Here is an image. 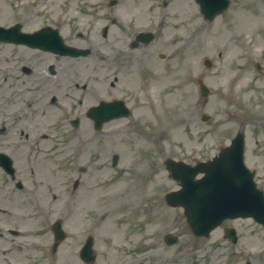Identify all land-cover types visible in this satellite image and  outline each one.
I'll list each match as a JSON object with an SVG mask.
<instances>
[{
    "label": "rangeland",
    "instance_id": "obj_1",
    "mask_svg": "<svg viewBox=\"0 0 264 264\" xmlns=\"http://www.w3.org/2000/svg\"><path fill=\"white\" fill-rule=\"evenodd\" d=\"M92 1L93 6L86 0H0V25L21 22L26 31L49 25L60 29L67 43L89 49L86 56L73 58L0 43V126L7 128L6 135L0 134V150L12 153L20 144L15 156L26 183L25 190L9 199L5 194L10 184L0 170V226L21 232L2 231L0 264H87L79 251L88 236L96 254L89 264H264V226L252 219L226 220L209 238H197L183 209L168 206L164 199L179 188L166 158L190 164L207 160L239 130L246 136L245 159L264 189V0H231L213 21L204 18L195 0H143L127 9L122 5L126 0L113 6L109 0ZM96 9L102 15L89 17ZM120 11L124 20L116 22ZM141 31H152L154 40L131 48L129 38ZM242 35L249 51L234 45ZM207 57L212 68L203 65ZM169 69L174 79L187 80L183 90L188 89V101L167 86ZM238 72L242 76L236 84L232 76ZM197 76L211 89L207 98L199 94ZM115 78L119 83L112 87ZM152 78L163 83L152 88ZM146 82L149 95L143 91ZM235 85L247 105H230L228 94ZM94 87L99 91H92ZM168 93L178 96L174 102ZM120 96L131 114L95 130L86 109L102 98ZM202 114L210 120L202 121ZM75 117L80 124L70 130L69 120ZM245 117L257 121L245 123ZM169 124L180 131L175 140L168 138ZM42 134L46 137L41 139ZM76 150L85 165L77 172ZM115 154L119 161L113 166ZM100 166L105 174L96 176ZM152 169L157 172L145 176ZM71 172L76 175L68 185L65 178ZM108 179L121 181L122 197L133 183L143 186L147 215L138 217L137 207L121 210L118 194L109 195L111 185L98 184ZM76 180L86 184L85 198L70 216L63 196L68 197ZM93 186L96 193L88 192ZM56 193L62 201L53 203ZM57 218L64 220L67 233L52 252L51 224ZM228 226L238 230L235 245L224 238ZM168 233L177 234L179 241L167 245Z\"/></svg>",
    "mask_w": 264,
    "mask_h": 264
},
{
    "label": "water",
    "instance_id": "obj_2",
    "mask_svg": "<svg viewBox=\"0 0 264 264\" xmlns=\"http://www.w3.org/2000/svg\"><path fill=\"white\" fill-rule=\"evenodd\" d=\"M215 8H212L214 10L211 13L217 11L218 8ZM204 11L210 12L209 4L206 3ZM18 38L24 39L28 44H35L33 39H40V42L44 44L41 47L44 48H51L50 45H54L53 47L58 49L62 45L56 32L49 30L27 35L21 34L19 28L15 27L10 39L18 41ZM114 107L117 108L111 109L112 115L121 109L118 104ZM240 141L241 137L235 140L230 151L237 148ZM232 153L234 151L216 160L212 167L207 169L206 176L195 182L193 177L198 170H201L202 165L191 168L186 173L172 167L174 172L177 171V174L183 178L185 186L181 192L172 196V200L185 207L188 222L197 235H208L210 230L226 217L253 216L264 224L263 192L256 189L252 174L241 169L240 157H229ZM227 235L232 237L234 242L236 241L233 229L228 230ZM90 245L89 241L84 249L85 256L90 253Z\"/></svg>",
    "mask_w": 264,
    "mask_h": 264
},
{
    "label": "bare ground",
    "instance_id": "obj_3",
    "mask_svg": "<svg viewBox=\"0 0 264 264\" xmlns=\"http://www.w3.org/2000/svg\"><path fill=\"white\" fill-rule=\"evenodd\" d=\"M127 6H129V5H127ZM169 70L171 72V69H169ZM174 76H175V74L173 72H171L170 75L168 76V79H167L168 80L167 81V86L171 85L172 91H180L179 93L181 95L182 90L187 86V80L181 81L180 79L179 80L178 79H174ZM162 83H163V80L152 78V88L153 87L156 88ZM147 85L149 86V91H150V88H151L150 82ZM183 91H185L184 93H188L187 92L188 89H185ZM173 95L174 94H169L167 96L168 100L171 101V102H174V100L178 97L177 95H175L176 97L175 96L172 97ZM169 97H171V98H169ZM179 132L180 131H178L177 129H174V125L173 124H169V128H168V136L169 137L168 138L170 140H175L178 137ZM100 170H104V169H100ZM99 173H100V176L105 174V172H102V171H100ZM111 181H110V179L102 180L98 184L111 185V187L108 188L107 190L110 191L111 188H113L109 195H112V197L115 198L117 196V194L119 196L118 183H113L112 179H111ZM96 189H97V187L93 186L89 191L87 189V191L91 192V193H96ZM107 190H105V192H107ZM141 191H142V187L140 185H138V184H134V185H132V187L128 188L126 194L123 197H119L118 198V201L122 200L120 202L121 203V208H125L124 206H128L131 209L137 207V205L139 204V202L141 200L139 198V195H140ZM88 195H91V194H88ZM82 197L85 198L84 191H79V194H78L77 198L75 199V201L73 202V205H72L73 206L72 208H73V211H74L73 214L76 213L77 204H79V201H80L79 199H81ZM140 211H143V210H140ZM136 214H139V212L136 211Z\"/></svg>",
    "mask_w": 264,
    "mask_h": 264
}]
</instances>
